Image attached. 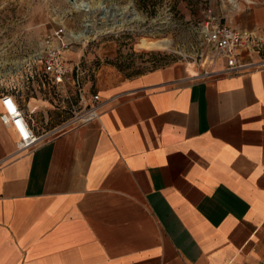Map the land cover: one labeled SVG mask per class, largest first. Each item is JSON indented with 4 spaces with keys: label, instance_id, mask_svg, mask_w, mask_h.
Listing matches in <instances>:
<instances>
[{
    "label": "crops",
    "instance_id": "0c3cea01",
    "mask_svg": "<svg viewBox=\"0 0 264 264\" xmlns=\"http://www.w3.org/2000/svg\"><path fill=\"white\" fill-rule=\"evenodd\" d=\"M209 6L227 26H264V0ZM209 67L109 69L98 119L30 149L0 122V264L263 258L264 69Z\"/></svg>",
    "mask_w": 264,
    "mask_h": 264
},
{
    "label": "rangeland",
    "instance_id": "374dc122",
    "mask_svg": "<svg viewBox=\"0 0 264 264\" xmlns=\"http://www.w3.org/2000/svg\"><path fill=\"white\" fill-rule=\"evenodd\" d=\"M70 1L0 0V93L13 94L25 113L29 98L39 102L31 115L38 134L69 119L82 106L71 85L34 90V84L21 83L16 74L21 61L35 53L42 36L57 27L72 37L84 30V19L89 17L94 31L101 30L65 52L71 63L79 62L83 87L89 93L109 69L129 76L177 63L203 75L211 66L206 56H213V51L199 33L209 0H83L92 5L89 14L73 10ZM125 18L128 24L109 29ZM22 75H28V70ZM244 264H264V257Z\"/></svg>",
    "mask_w": 264,
    "mask_h": 264
},
{
    "label": "built area",
    "instance_id": "2783aa9c",
    "mask_svg": "<svg viewBox=\"0 0 264 264\" xmlns=\"http://www.w3.org/2000/svg\"><path fill=\"white\" fill-rule=\"evenodd\" d=\"M199 33L202 42L213 51V56H206L209 64H214L218 59L223 60L224 67L219 72L236 74L264 69V26L255 31L227 26L208 6ZM75 43L77 41L69 37L63 27L50 30L42 36L35 53L21 61L16 69L21 83L34 84V90L64 88L67 85L74 87L82 106L69 119L44 134H38L31 116L34 111L25 113L13 94L0 93V122L14 131L18 150L30 149L47 137L100 116L102 104L98 93H89L83 87V70L79 62L71 63L65 55ZM24 69L28 70L25 77L22 75ZM206 74L210 73L206 71L203 75Z\"/></svg>",
    "mask_w": 264,
    "mask_h": 264
},
{
    "label": "bare ground",
    "instance_id": "6f19581e",
    "mask_svg": "<svg viewBox=\"0 0 264 264\" xmlns=\"http://www.w3.org/2000/svg\"><path fill=\"white\" fill-rule=\"evenodd\" d=\"M70 3H71V7L75 11H83L84 14H89L92 11V5L90 3H88V2H86V1H83V0H73V1H70ZM99 7H100V9L106 11V9L104 8L103 5H100ZM128 23H129V19H126L125 18V19H122V23H120L118 25L115 24L112 27H110L109 29L110 30H113V29H115L117 27L120 28V27L125 26ZM83 27H84V30L80 31L77 34H72V37L71 38H73L76 41H84V40H86L88 38V35L90 33H94V32L99 33V32H101L100 29L94 31L92 21H91V19L89 17L84 19ZM33 105H34V103H33Z\"/></svg>",
    "mask_w": 264,
    "mask_h": 264
},
{
    "label": "water",
    "instance_id": "95a60500",
    "mask_svg": "<svg viewBox=\"0 0 264 264\" xmlns=\"http://www.w3.org/2000/svg\"><path fill=\"white\" fill-rule=\"evenodd\" d=\"M71 1H73V0H71Z\"/></svg>",
    "mask_w": 264,
    "mask_h": 264
}]
</instances>
